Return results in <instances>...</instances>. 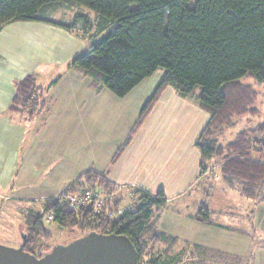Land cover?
Here are the masks:
<instances>
[{
	"label": "trees",
	"instance_id": "16d2710c",
	"mask_svg": "<svg viewBox=\"0 0 264 264\" xmlns=\"http://www.w3.org/2000/svg\"><path fill=\"white\" fill-rule=\"evenodd\" d=\"M0 0V31L13 21H40L61 26L92 40L87 51L76 55L71 67L80 69L95 83L124 97L159 68L163 77L143 106L128 140L141 126L167 86L196 101L211 118L196 142L201 153L200 173L220 167L230 186L262 201L264 194V122L245 129L223 144L218 135L243 116L261 114L259 92L244 78L264 83V0ZM136 4V7H133ZM64 8L75 10L71 22L51 20L47 14ZM88 8L97 13L84 12ZM95 32V33H94ZM43 88L31 73L16 84L10 109L31 119L46 109ZM124 143L113 162L120 156ZM107 175L89 171L71 183L58 197L49 198L44 213L24 214L25 250L50 249L52 235L44 224L47 212L56 222L82 236L90 232L128 236L137 248L140 264H177L171 256L176 237L161 232L158 220L167 206L163 191L141 189L132 193L130 207L115 195ZM100 191L104 203L94 201L71 207L65 198L87 191ZM121 209V210H120ZM198 221L213 224L212 210L201 202ZM81 237V236H80ZM161 246H166L163 250ZM163 248V247H162Z\"/></svg>",
	"mask_w": 264,
	"mask_h": 264
},
{
	"label": "crops",
	"instance_id": "0c3cea01",
	"mask_svg": "<svg viewBox=\"0 0 264 264\" xmlns=\"http://www.w3.org/2000/svg\"><path fill=\"white\" fill-rule=\"evenodd\" d=\"M57 14L61 19H50L71 22L65 11ZM85 49V36L52 23L13 21L0 31V213L4 199L13 201L14 206L23 205L17 208L23 228L27 211L44 213L49 198L58 197L81 175L94 171L107 175L116 188L114 194L123 198L121 208L131 202L136 189L152 194L163 191L167 206L160 214L158 228L176 237L177 245L191 246L192 254L225 249L227 244L228 250L236 253L251 251L252 246L264 251L262 233L251 234L214 219L213 224H205L197 220L198 210L185 211L202 181L196 142L210 114L167 86L128 140L164 73L151 92L136 93L153 75L118 97L71 67L72 59ZM51 71L60 72L52 79ZM31 73L43 88L47 108L25 119L10 106L16 84ZM43 78L49 81L42 83ZM124 143V150L113 162ZM209 208L213 217L216 210L211 205ZM230 217L238 216L230 213ZM261 219L256 205L251 227L257 230ZM222 232L235 235L227 239ZM251 235L256 236L255 241Z\"/></svg>",
	"mask_w": 264,
	"mask_h": 264
},
{
	"label": "rangeland",
	"instance_id": "374dc122",
	"mask_svg": "<svg viewBox=\"0 0 264 264\" xmlns=\"http://www.w3.org/2000/svg\"><path fill=\"white\" fill-rule=\"evenodd\" d=\"M194 2L195 0H192L191 5L194 4ZM133 7H136V4H133ZM64 9L67 12V14H65L66 18H71L70 15L75 10H69V8ZM83 9L92 15H97V13L93 10L88 8ZM59 12H63V10H60ZM57 13H52V15L47 14V16H49V18H53L54 20L56 18L61 19V17H58L59 15ZM94 39L96 38L93 37L90 39L89 37L87 39V49L83 50V52L90 48V45L92 44L91 42ZM55 70L57 71L58 69ZM59 72L51 71L50 76H52V79H54ZM163 73L164 69L159 68L151 78L145 80L143 84H141V91L136 92L137 95L140 96L151 92L160 81ZM48 81V79L43 78L41 82L45 83ZM242 82L253 85L255 90L259 92L257 107L260 109L261 114L257 116L247 115L237 118L233 127L226 129L224 132H222V134L218 135L220 141L223 144L232 141L239 132L245 129L256 127L258 124L264 122V83H259L252 78H244L242 79ZM240 187L241 186H239V183H235V186H230L227 184L222 179L220 167L216 164H213L211 169L205 172V174L202 176L200 185L194 191L195 195L190 197L189 200L191 201L185 205V211L191 212L194 209L198 210L201 202L204 201L216 210L213 215V219L216 222L236 225L241 229L247 230L251 234L255 233L258 235L262 233V237L264 238V194L260 197L262 203H259L261 201L252 200L241 194L239 189ZM101 195L103 196V194ZM209 197L211 198L208 199ZM102 199L104 201L105 198ZM0 201H3L1 196ZM12 202L13 201L11 200L4 199V204L0 213V243L11 247H18L24 241L23 233H25L26 229L24 226H22L23 228L20 226L22 217L20 213L17 212V208L20 207L22 209L24 206H14L12 205L14 204ZM129 204L126 205V208L130 207ZM256 205L258 207V215L262 216L263 218L261 219L263 224L261 220L258 221L259 225L257 230L251 227L254 223ZM260 205H262V209H259ZM35 209L37 210L38 207H35ZM23 211H25V209H23ZM230 213H234L235 215L237 214L238 217L231 218ZM44 224L47 228V231L52 235V240L49 242L51 248L40 250L37 252L38 254H43L45 251H50L55 245L68 244L69 242L82 236L80 235V232L69 231L65 228H62L54 221L44 220ZM222 233L225 235L224 238L227 237V239L234 234L228 232ZM251 237L255 241L256 236L251 235ZM257 239H261V237L258 236ZM177 243L178 241L171 251V256L177 259V264H264V251H257L258 246H252L251 251H246L245 253H236L229 251L228 249L230 248V244H227L225 249L217 247L207 252L192 254L191 246H187L185 243L177 245ZM165 247L166 246H161L160 249L163 250Z\"/></svg>",
	"mask_w": 264,
	"mask_h": 264
},
{
	"label": "water",
	"instance_id": "95a60500",
	"mask_svg": "<svg viewBox=\"0 0 264 264\" xmlns=\"http://www.w3.org/2000/svg\"><path fill=\"white\" fill-rule=\"evenodd\" d=\"M23 238L26 236L24 234ZM0 264H140L131 239L123 234L90 232L68 244L55 245L38 257L18 247L0 243Z\"/></svg>",
	"mask_w": 264,
	"mask_h": 264
},
{
	"label": "built area",
	"instance_id": "2783aa9c",
	"mask_svg": "<svg viewBox=\"0 0 264 264\" xmlns=\"http://www.w3.org/2000/svg\"><path fill=\"white\" fill-rule=\"evenodd\" d=\"M102 198L103 196L101 195L100 191H87L82 194L69 195L65 198V202H67V204H69L71 207L76 208L85 202L94 201L95 208L100 209L104 202ZM54 218L55 214L52 211L47 212L44 216V220L46 221H53Z\"/></svg>",
	"mask_w": 264,
	"mask_h": 264
}]
</instances>
